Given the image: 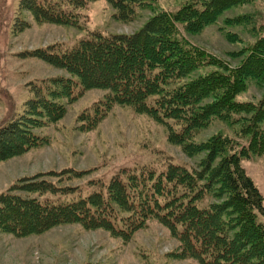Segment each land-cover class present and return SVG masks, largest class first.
Masks as SVG:
<instances>
[{
    "label": "trees",
    "instance_id": "1",
    "mask_svg": "<svg viewBox=\"0 0 264 264\" xmlns=\"http://www.w3.org/2000/svg\"><path fill=\"white\" fill-rule=\"evenodd\" d=\"M89 1L19 0L17 10L38 22L78 26ZM106 1L121 20L150 2ZM246 1L186 0L176 9L154 11L132 33L90 31L73 46L48 44L24 52L63 74L28 83L31 96L23 111L0 125V161L47 143L33 129L56 123L67 104L93 88L105 93L78 114L80 131L94 129L113 106L128 105L165 124L168 140L186 155H205L197 168L168 162L164 170L116 175L77 199L68 197L72 186L61 175L79 177L83 171L50 169L23 176L0 192V231L22 237L79 223L127 241L156 218L178 241L182 258L198 264H264V199L241 164L250 155L264 157V91L256 102L238 99L252 81L264 87V25L241 49L236 65L182 33H197ZM213 119L237 124L236 135L244 141L220 132L195 142ZM118 212L127 214L119 226Z\"/></svg>",
    "mask_w": 264,
    "mask_h": 264
},
{
    "label": "rangeland",
    "instance_id": "2",
    "mask_svg": "<svg viewBox=\"0 0 264 264\" xmlns=\"http://www.w3.org/2000/svg\"><path fill=\"white\" fill-rule=\"evenodd\" d=\"M185 1L150 0L137 8L131 19L121 20L106 0H93L84 10L85 21L70 26L38 22L28 12L18 13L19 0H0V125L23 111L31 96L29 82L63 74L24 52L48 44L73 46L90 31L132 33L154 11L176 9ZM236 16L244 18L227 21ZM261 24L264 25V0H248L225 10L216 22L199 32L182 33L192 43L236 65L243 56L241 49L256 40ZM263 91L264 87L252 81L238 99L256 102ZM104 93L103 89L86 90L66 105L63 117L56 123L33 129L47 143L0 161V192L23 176L66 168L83 171L79 177L72 173L61 175L64 184L72 186L68 197L77 199L103 188L116 175L146 168L160 171L168 162L198 167L205 153L186 155L180 145L168 140L165 124L128 105L113 106L94 129L80 131L78 114ZM237 130L235 123L213 119L194 141H205L222 132L243 142ZM241 164L264 199V157L250 155L242 158ZM51 180L57 183L56 178ZM126 216L118 212L116 224L121 225L119 218ZM178 251V241L156 218L148 219L127 241L105 229H85L79 223L60 224L22 237L0 231V264H198L194 258L180 257Z\"/></svg>",
    "mask_w": 264,
    "mask_h": 264
}]
</instances>
